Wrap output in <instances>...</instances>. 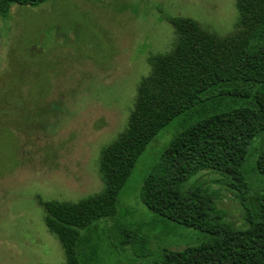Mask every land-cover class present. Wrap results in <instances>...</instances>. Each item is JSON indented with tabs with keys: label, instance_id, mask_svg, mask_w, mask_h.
<instances>
[{
	"label": "rangeland",
	"instance_id": "rangeland-1",
	"mask_svg": "<svg viewBox=\"0 0 264 264\" xmlns=\"http://www.w3.org/2000/svg\"><path fill=\"white\" fill-rule=\"evenodd\" d=\"M169 16L192 17L221 36L240 24L236 0H48L0 15V264H66L39 201L76 203L102 192V150L127 128L138 86L151 72L148 58L175 43ZM215 94L210 111L248 102ZM197 118L185 113L167 125L139 158L116 216L82 231L87 264H155L163 250L209 237L159 216L141 197L165 147ZM263 148L264 132L244 165L254 191L264 190L256 162ZM222 178L205 173L200 181L218 191L227 220L244 227L242 200Z\"/></svg>",
	"mask_w": 264,
	"mask_h": 264
},
{
	"label": "trees",
	"instance_id": "trees-1",
	"mask_svg": "<svg viewBox=\"0 0 264 264\" xmlns=\"http://www.w3.org/2000/svg\"><path fill=\"white\" fill-rule=\"evenodd\" d=\"M46 1L0 0V15L8 17L13 5L37 7ZM236 5L240 24L228 36L206 30L192 17H167L175 43L168 52L148 58L151 72L138 86L127 128L102 150V192L76 203L39 201L48 229L63 246L66 264H87L79 249L82 231L116 216L120 193L141 155L185 113L198 118L165 147L145 178L141 197L159 216L209 237L185 249H165L155 264H264V190H253L244 168L250 145L264 132V0H236ZM216 90L217 95L248 102L210 111L207 101ZM256 162L264 175V148ZM205 173L220 174L222 182L238 192L244 227L227 220L218 191L200 181ZM135 236L131 243L139 250Z\"/></svg>",
	"mask_w": 264,
	"mask_h": 264
}]
</instances>
